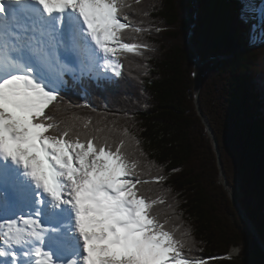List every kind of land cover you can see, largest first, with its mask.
Wrapping results in <instances>:
<instances>
[{"label":"trees","instance_id":"obj_1","mask_svg":"<svg viewBox=\"0 0 264 264\" xmlns=\"http://www.w3.org/2000/svg\"><path fill=\"white\" fill-rule=\"evenodd\" d=\"M125 3L128 19L122 22L129 27L121 30V42L138 47L115 56L121 75L95 82L65 78L62 103L49 114L61 131L71 127L82 139L93 135L113 147L125 141L124 151L146 181L137 186L140 193L157 201L153 214L178 240L193 238L184 257L203 264H264L220 182L212 140L197 111L217 141L232 197L264 244V46H251L246 13L252 1ZM231 248L239 254L225 258Z\"/></svg>","mask_w":264,"mask_h":264},{"label":"snow or ice","instance_id":"obj_2","mask_svg":"<svg viewBox=\"0 0 264 264\" xmlns=\"http://www.w3.org/2000/svg\"><path fill=\"white\" fill-rule=\"evenodd\" d=\"M126 7L125 0H0V213L13 216L0 221V264H203L184 257L192 241L178 240L153 214L157 201L140 193L146 181L123 139L114 147L82 139L49 114L62 103L65 74L121 75L112 45L138 47L121 42ZM62 220L66 232L45 226ZM72 237L79 251L57 258L52 248H71Z\"/></svg>","mask_w":264,"mask_h":264},{"label":"rangeland","instance_id":"obj_3","mask_svg":"<svg viewBox=\"0 0 264 264\" xmlns=\"http://www.w3.org/2000/svg\"><path fill=\"white\" fill-rule=\"evenodd\" d=\"M252 1V5L250 6V8H249V10L247 11V13H246V17H247V19H248V21H249V23H252L253 24V27H254V22H256V20H259L260 22V24L262 25V27H264V1L263 0H251ZM260 25V26H261ZM264 29V28H263ZM254 32V31H253ZM251 40H252V42H253V46L255 47V48H261V46L263 47L264 46V38H261V39H259V40H256L255 39V37H254V33H252V38H251ZM113 47H116V50H117V48H118V46H115V45H112ZM121 50V49H120ZM117 52L118 51H116V53L115 54H117ZM197 63V62H196ZM197 65H198V63H197ZM199 66V65H198ZM200 67V66H199ZM199 67L197 68V66H195V70L194 71H197L196 70V68L197 69H199ZM195 73V72H194ZM68 75H70V76H68L70 79H73V80H77V79H80V77L79 76H77L76 75V77H74V76H72V74H68ZM111 76V73H108V74H105L104 76H103V78L104 77H110ZM95 79V78H94ZM199 85H200V82H199ZM200 90V89H199ZM196 95L197 94H195V96H194V101H195V103H196V105H197V102H198V100L196 101V99H195V97H196ZM198 95H199V92H198ZM198 106V105H197ZM204 116V115H203ZM200 117V116H199ZM205 117V116H204ZM201 118V117H200ZM206 119V118H205ZM202 122H203V120H202ZM208 122V121H207ZM203 124H204V122H203ZM209 124V123H208ZM211 128V127H210ZM212 131V130H211ZM206 132H207V130H206ZM207 134H208V132H207ZM209 136V135H208ZM212 136H213V134H212ZM210 137V136H209ZM214 137V136H213ZM215 139V138H214ZM211 140H212V144H213V148H214V142H213V139L211 138ZM217 142V141H216ZM218 147V146H217ZM214 151H215V153H216V149L214 148ZM219 152V151H218ZM216 156H217V153H216ZM221 162V161H220ZM217 165H218V168H219V170H220V175H219V179H220V182H221V184L223 185V183H224V179H223V177H222V173L224 172L223 171V169H222V163H221V167H220V164H219V162H218V156H217ZM222 169V170H221ZM224 174V173H223ZM224 176H225V174H224ZM225 179H226V177H225ZM226 183H227V181H226ZM223 187H224V185H223ZM227 187H228V183H227ZM224 189H225V187H224ZM226 190V189H225ZM228 190H230L229 188H228ZM227 192V191H226ZM228 193V192H227ZM231 193V192H230ZM169 194H171V193H169ZM232 195V194H231ZM164 196V195H163ZM229 196V195H228ZM230 197V196H229ZM231 199V198H230ZM164 204V203H163ZM234 204V203H233ZM164 205H166V204H164ZM234 206L236 207L237 206V204H234ZM171 212H172V210H170ZM238 212V211H237ZM239 214V213H238ZM240 215V214H239ZM241 216V215H240ZM9 218H13V216H12V213L11 212H5V213H0V221H3V220H5V219H9ZM168 219H170V215L168 214ZM242 221H244L243 220V218L241 219ZM245 222V221H244ZM247 225V224H246ZM5 228H6V226H5ZM249 228V227H248ZM250 230V229H249ZM253 236V235H252ZM176 237V236H175ZM185 240H189V241H192L193 242V238L191 237V236H185ZM239 252H240V249L239 248H231L230 249V252L225 256V258H227V257H235V256H237L238 254H239ZM57 257V256H56ZM57 258H66V259H71V257H69L68 255L67 256H65V257H57ZM200 261H203V260H200ZM203 263H204V261H203Z\"/></svg>","mask_w":264,"mask_h":264},{"label":"bare ground","instance_id":"obj_4","mask_svg":"<svg viewBox=\"0 0 264 264\" xmlns=\"http://www.w3.org/2000/svg\"><path fill=\"white\" fill-rule=\"evenodd\" d=\"M264 1V0H263ZM264 3V2H263ZM264 8V7H263ZM259 20H256V22H254V27H253V33H254V37L256 40H259L261 38H264V27H262V25L259 23ZM261 25V26H260ZM251 46H253V42H251ZM254 47V46H253ZM197 64V63H196ZM197 68L199 67L198 65H196ZM196 68L197 71H194V79H195V94H197L198 88H199V78H198V69ZM200 111V110H197ZM201 112V111H200ZM199 115V114H198ZM222 170V169H221ZM224 173V172H223ZM225 177V176H224ZM229 195V194H228ZM230 196V195H229ZM232 197V195H231ZM230 197V198H231ZM155 214V213H154ZM64 221L62 220L61 224L64 225ZM71 223V222H70ZM55 224L57 223H51V224H46V227H53ZM70 234V233H69ZM72 247L69 249H57L55 247L52 248V251H54L56 253L57 257H64V256H70L71 259L73 258V253L74 252H78L79 251V242L75 239V237H72ZM69 259V258H68Z\"/></svg>","mask_w":264,"mask_h":264},{"label":"water","instance_id":"obj_5","mask_svg":"<svg viewBox=\"0 0 264 264\" xmlns=\"http://www.w3.org/2000/svg\"><path fill=\"white\" fill-rule=\"evenodd\" d=\"M199 89H200V85H199V88H198V91H197V95H196V97H195L196 101L198 100V92H199ZM197 105H198V102H197ZM198 114H199V116L201 117V119H202L203 122H204V125H205V127H206L207 132H208V135L210 136V138L213 139V142H214V148L216 149V153H217V156H218V162H219L220 167H221L220 155H219V152H218L217 142H216V140L214 139V137L212 136V131H211L210 125L208 124L207 120H206L205 117L203 116L202 112L198 111ZM222 177H223V179H224V183H223V185H224L226 191L228 192V194H229L230 197H231V193H230V191L228 190L227 183H226V179H225L223 173H222ZM231 199H232V202H233L234 204H238V203L234 200L233 197H231ZM236 209H237L238 213L241 215V217L243 218V220L245 221V223L247 224V226L249 227L250 232H251L252 235L254 236V239H255L256 244L259 246V248H260V249L262 250V252L264 253V244H263V243L261 242V240L258 238V235H257V232H256V230H255L254 225H252V223L247 219L246 215L244 214L242 208H241L239 205L236 206Z\"/></svg>","mask_w":264,"mask_h":264}]
</instances>
